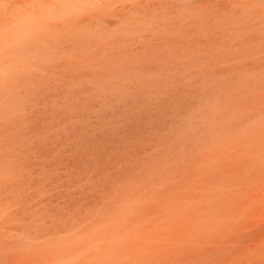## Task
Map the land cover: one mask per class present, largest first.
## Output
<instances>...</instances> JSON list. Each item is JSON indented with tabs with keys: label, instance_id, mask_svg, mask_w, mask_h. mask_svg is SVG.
<instances>
[{
	"label": "rangeland",
	"instance_id": "rangeland-1",
	"mask_svg": "<svg viewBox=\"0 0 264 264\" xmlns=\"http://www.w3.org/2000/svg\"><path fill=\"white\" fill-rule=\"evenodd\" d=\"M35 1L9 0L50 31L13 76L0 264H156L184 214L219 237L162 264H264V0Z\"/></svg>",
	"mask_w": 264,
	"mask_h": 264
},
{
	"label": "bare ground",
	"instance_id": "bare-ground-1",
	"mask_svg": "<svg viewBox=\"0 0 264 264\" xmlns=\"http://www.w3.org/2000/svg\"><path fill=\"white\" fill-rule=\"evenodd\" d=\"M1 1H3V3L1 4L0 3V161H5V162H7V160H8V158L10 157V156H12V155H10V143L12 142V139L10 138V135L12 136V133H10V128L12 127V125H10V123H12L11 121V119H12V115H11V113H12V106H11V104H13V101H11V97H12V94H11V91H12V85H14L13 84V76H14V74H15V70H16V68H20V67H22V66H27V64H28V57H29V54H28V52H30L31 50L30 49H32L33 47L35 48V46L36 45H33V44H35V41H38V42H36V44H38V43H40V41H39V39H41V37H42V35L43 36H45L43 33V31H45L44 29H43V27H42V32H41V27H40V33H39V29H37L36 28V24H35V27H34V24L33 23H37L36 21L37 20H39L38 19V16L37 17H33V15H32V17L33 18H31V19H34V20H36L35 22L33 21V23L29 20V16H30V13L31 12H29L28 11V8H27V11L29 12V15H28V13H27V11H25V8H23L24 9V11H21V12H19V10L18 11H14L13 10V8H12V6H10V4H9V0H1ZM11 1V0H10ZM24 1V0H23ZM35 1V0H34ZM38 2H40V0H37ZM37 1H35V2H37ZM56 1V0H55ZM58 1V0H57ZM62 1V0H61ZM61 1L59 0V2H60V4H61ZM64 1V0H63ZM67 2H69V3H74L73 5L75 6L76 5V7H77V4H81V3H83L82 1H84V3L85 2H88V0H81V3H79V1L80 0H78V3L74 0H71V2H70V0L68 1V0H66ZM73 1V2H72ZM98 1H100V0H98ZM13 2V1H12ZM48 2H49V4H51V2L50 1H45V6H46V3L48 4ZM76 2V3H75ZM15 3V2H14ZM17 3V2H16ZM44 3V2H43ZM43 3H42V5H43ZM65 3V2H64ZM83 3V4H84ZM18 4V3H17ZM36 4V3H35ZM88 4H90V2H88ZM92 4V3H91ZM19 5H21V4H19ZM18 5V6H19ZM37 5V4H36ZM40 5V7L42 6L41 4H39ZM52 5V4H51ZM51 5H48V6H46V8H49V6H50V10L52 9L51 8ZM64 5H66V3L64 4ZM64 5L63 4H61V7L62 8H64ZM24 6V5H23ZM22 5H21V7H23ZM44 6V5H43ZM45 6H44V11L42 10L41 12L45 15V13L46 12H49V13H47L46 15H49L50 14V10H48L47 9V11L45 10ZM78 6H80V5H78ZM90 6V5H89ZM20 7V8H21ZM25 7V6H24ZM27 7V6H26ZM69 7H70V4L68 5V8H67V5H66V9H68V11L66 12L65 10V14L64 13H62V14H64V15H66L67 13V16H69V15H71V14H69V11H71V13L72 12H75L76 11V9L78 8H73L72 10H70L69 9ZM71 7H72V4H71ZM70 7V8H71ZM38 9H40L39 7H38ZM42 9V8H41ZM40 9V10H41ZM54 9V8H53ZM63 10V9H62ZM74 10V11H73ZM46 11V12H45ZM77 11H78V9H77ZM27 13V14H25V13ZM41 12L39 13V15L41 14ZM45 12V13H44ZM33 13V12H32ZM31 13V14H32ZM35 13V12H34ZM54 14V16H53V18L55 19V12H54V10H52L51 11V14ZM52 14V15H53ZM57 16H58V14H56V18H57ZM60 16L61 17H64V16H62L61 14H60ZM40 17V16H39ZM42 17V16H41ZM50 17H52V16H50ZM60 17V18H61ZM54 19H52L51 21H54ZM58 19V18H57ZM40 20H42V19H40ZM44 20H46V19H44ZM56 20V19H55ZM46 21H48V19L46 20ZM50 21V22H51ZM32 23L33 25V31H34V29L36 30V31H38L37 32V34H38V36H33V34H32V38L34 39H32L30 36V30H32V28H31V24H30V28H29V23ZM41 23L43 22V21H40ZM45 22H43V24H44ZM49 23V22H48ZM46 24V25H49V24ZM37 24H40L39 23V21H38V23ZM45 25V26H46ZM39 26V25H38ZM50 26V25H49ZM48 28V27H47ZM35 31V32H36ZM49 31H50V29L49 30H47V32H48V34H49ZM48 34H47V36H48ZM30 35V36H29ZM40 36V37H39ZM38 37H39V39H38ZM29 38H30V40H31V42H32V40H33V42L34 43H32V44H30L29 45V43H30V41H29ZM36 39H38V40H36ZM29 42V43H28ZM27 44L29 45V47L31 46V45H33V47L32 48H27L28 46H27ZM16 48H17V50H19V51H21V53L19 54V55H15L14 53H15V50H16ZM33 50V49H32ZM32 56V55H31ZM30 59V58H29ZM17 62V63H16ZM30 62H35L34 60H32L31 61V59H30ZM18 64V65H16V64ZM31 64V63H30ZM33 65L35 66V64L33 63ZM32 65V66H33ZM13 81V82H12ZM13 89H14V87H13ZM13 93V92H12ZM12 99H13V97H12ZM12 102V103H11ZM12 109V110H11ZM11 126V127H10ZM12 132V131H11ZM11 139V140H10ZM11 148H12V146H11ZM13 149V148H12ZM12 151V150H11ZM10 155V156H9ZM11 158V157H10ZM9 158V159H10ZM10 160H12V158L10 159ZM9 161V160H8ZM9 162H11V161H9ZM0 163H2V162H0ZM12 163V162H11ZM4 164H6V163H4ZM10 164V163H9ZM9 164H6V165H9ZM2 165V164H1ZM5 165V166H6ZM11 165V164H10ZM1 167V166H0ZM8 167V166H7ZM1 169V168H0ZM10 169V168H9ZM6 170V169H5ZM1 172H2V170H1ZM4 172V171H3ZM6 172H9V171H6ZM4 174H5V172H4ZM4 174H3V177H4ZM8 175V174H7ZM6 175V176H7ZM166 182H168V181H166ZM165 183V182H164ZM161 186V185H160ZM158 188H159V186H157ZM157 187H155V188H157ZM161 190H162V186H161V188H160ZM154 192H157V190L156 191H154ZM158 193H160V191H158ZM174 193H177V195H179L178 194V192H174ZM176 194H174L173 195V197H177V199H178V197L179 196H177ZM171 197H172V194L170 195ZM155 198H156V196H155ZM180 198V197H179ZM181 199V198H180ZM173 200V199H172ZM176 200V199H175ZM182 200V199H181ZM132 209L130 210L129 209V213H128V211H126V213L128 214V217H125V218H127V223L126 224H128V222L130 223V224H134L135 223V219L138 217V215H136L137 214V211L138 210H136V208L135 209H133V206H130ZM129 207V208H130ZM31 209V208H30ZM188 211V210H187ZM127 214H125V216L127 215ZM124 214H122V216H123ZM137 216V217H136ZM258 219V218H257ZM256 219V220H257ZM137 220V219H136ZM255 220V219H254ZM138 221V220H137ZM136 221V222H137ZM190 222H188V220H187V218L185 217V214H184V216L183 217H179L176 221H174V222H171L170 224H168V225H177V226H179L180 228H179V230H177V229H175V230H177V232L174 234V235H168V236H166L167 235V231L165 232V233H163V231L161 232V229L159 230L160 232H157L156 234H154V235H152V238H151V244H150V246H149V248H151V250H152V248H154V251H155V249L157 250V251H160V253H161V251H163L165 254V256H167V257H165L164 255H163V252H162V255L160 254V256L161 257H164V258H161L162 260H158V262L156 263V264H162L163 262H169V261H171V260H173V259H176V258H178L179 256H194L197 252H203V250H200V249H198V248H205V250L207 249V247L209 248L210 247V245H211V243H212V245L214 244L213 243V241H214V239H215V237L216 236H214V238H213V236L211 237V234H210V237H208V236H206V235H204V236H201V237H199L200 235H198V232H196V230H194L193 231V233H192V229H191V227L189 228L187 225L188 224H190L191 225V223L194 221V219L193 218H190V220H189ZM239 221V220H238ZM196 222V221H195ZM241 222V221H240ZM240 222H237V223H240ZM236 223V224H237ZM253 223V222H252ZM137 224V223H136ZM192 224H194V223H192ZM196 224H198V222H196L195 223V225L194 226H192V227H195V228H199V224H198V226L196 225ZM129 225V224H128ZM238 225V224H237ZM236 226V225H235ZM166 227V226H165ZM167 227H170V226H167ZM232 227V226H231ZM241 227V226H240ZM189 228V229H188ZM200 228H201V231H202V226H200ZM232 228H234L235 229V227L233 226ZM238 228V227H237ZM236 228V229H237ZM242 228V227H241ZM165 229V228H164ZM229 229L232 231L233 229H231L230 227H229ZM229 229H227V230H229ZM235 229V230H236ZM240 229V228H239ZM199 230V229H198ZM227 230L225 229L224 231L225 232H227ZM238 230V229H237ZM236 230V232H238ZM244 229L242 228V230L241 231H243ZM201 231H199V233H202ZM231 231H229L230 233H231ZM234 231V230H233ZM168 232H169V230H168ZM189 232H191L192 233V235H191V233H189ZM205 232H206V230H205ZM207 232H208V230H207ZM223 232V231H222ZM224 232V234H226L227 236H229V234L230 233H225ZM235 232V231H234ZM234 232H232V235H233V233ZM235 232V233H236ZM195 233V234H194ZM197 233V234H196ZM210 232H208V234H209ZM214 233V232H213ZM220 233V232H219ZM234 233V234H235ZM168 234H170V232L168 233ZM193 234L194 235H196V236H194V237H191V236H193ZM203 234H204V232H203ZM215 234V233H214ZM221 234V233H220ZM224 234L222 235V236H224ZM237 234V233H236ZM242 234H244V236L246 237V235H245V232L243 233V232H241L239 235L240 236H242ZM165 235V236H164ZM239 235H236V238L238 239V238H240V236ZM222 236H220V239H221V237ZM244 236H242V238L244 237ZM170 237V238H169ZM199 238L198 240H195L196 238ZM218 237L219 236H217L216 237V240L218 239ZM166 238H169V241H170V245H165L164 243H163V240L164 241H166L167 239ZM192 238V239H191ZM194 238V239H193ZM210 238V239H209ZM225 238L226 237H224V240L222 241V242H224L225 241ZM236 238H234V239H236ZM241 238V239H242ZM213 239V240H212ZM236 239V241L238 242V241H240L239 239L237 240ZM216 240H215V242H216ZM243 240H245V239H243ZM231 241V243L232 242H234L235 240H230ZM235 241V242H236ZM221 242V241H220ZM243 242V241H242ZM241 242V244L243 245L245 242H243L242 243ZM103 243V242H102ZM240 243V242H239ZM100 244H101V242H100ZM228 243H226V245H227ZM140 245H142L141 247H140ZM199 247H198V246ZM233 245V244H232ZM232 245H230L232 248H234L236 245H237V243L235 244V246H232ZM242 245L240 246V244H239V246L240 247H242ZM101 246H102V244H101ZM215 246H216V244H215ZM229 246V244H228V246L227 247H230ZM238 246V245H237ZM246 246V245H245ZM249 246V245H248ZM140 249L141 248H143L144 250H146V248L145 247H143V244H139V246H138ZM230 247V248H231ZM243 248H245V247H242L241 249H243ZM253 248H254V246H253ZM142 249V250H143ZM171 250H173V251H171ZM199 250V251H198ZM226 250H228L227 248H226ZM253 249H251V251H252ZM231 251H233V249H231ZM249 252V251H248ZM143 253V256H144V252H142ZM141 253V254H142ZM157 253V252H156ZM157 253V254H158ZM157 254H155V255H157ZM228 254V253H227ZM243 252H242V258H243ZM248 253L246 252V254L245 255H247ZM84 255H86V254H84ZM91 256H93L92 254H90ZM87 256V255H86ZM142 256V257H143ZM158 256V255H157ZM256 256V255H255ZM84 257V256H83ZM88 257V256H87ZM154 257V256H153ZM159 257V256H158ZM195 257V256H194ZM236 257V256H235ZM244 257H246V256H244ZM82 258V257H81ZM84 258H86V257H84ZM160 258V257H159ZM190 258H192V257H190ZM238 258V259H237ZM235 260H231L230 261V258H229V260L228 261H226V262H215L214 264H249V261H251L252 259H244V260H239V259H241V258H239V256L237 257ZM83 259V258H82ZM145 259H148V257L147 256H145ZM255 259H256V257H255ZM84 261H86V262H88L87 261V259H83ZM91 260H93L94 261V258L93 259H91ZM140 260H143L142 258L140 259ZM144 262H149L150 260H143ZM86 262H85V264H86ZM89 262H91V261H89ZM76 263H78L77 261H76Z\"/></svg>",
	"mask_w": 264,
	"mask_h": 264
}]
</instances>
